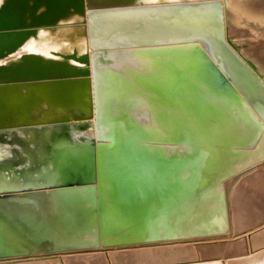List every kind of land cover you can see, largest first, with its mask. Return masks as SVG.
I'll use <instances>...</instances> for the list:
<instances>
[{"label": "water", "instance_id": "obj_1", "mask_svg": "<svg viewBox=\"0 0 264 264\" xmlns=\"http://www.w3.org/2000/svg\"><path fill=\"white\" fill-rule=\"evenodd\" d=\"M261 161L222 0H0V259L226 233Z\"/></svg>", "mask_w": 264, "mask_h": 264}, {"label": "bare ground", "instance_id": "obj_2", "mask_svg": "<svg viewBox=\"0 0 264 264\" xmlns=\"http://www.w3.org/2000/svg\"><path fill=\"white\" fill-rule=\"evenodd\" d=\"M222 3L228 40L264 78V42L247 38L256 35V29L249 28L252 22L264 24V0ZM58 41L42 35L25 44L23 51L48 53L62 48ZM259 184L264 185V161L225 180L229 228L223 234L0 259V264H264V200L256 190Z\"/></svg>", "mask_w": 264, "mask_h": 264}, {"label": "rangeland", "instance_id": "obj_3", "mask_svg": "<svg viewBox=\"0 0 264 264\" xmlns=\"http://www.w3.org/2000/svg\"><path fill=\"white\" fill-rule=\"evenodd\" d=\"M251 26L252 27H249L250 29H252V31L253 30H255V31H253L254 32V34H256L255 36H252L251 38L250 37H247V38H249L251 41L253 40V42H256V43H258L259 41H262V42H264V24H256V23H254V22H252L251 23ZM249 28H247V29H249ZM257 33H258V35H257ZM262 36V37H261ZM254 37V38H253ZM260 37V38H259ZM257 39H259V41L257 40ZM261 39V40H260ZM258 41V42H257ZM244 44V48H246L247 47V43L246 42H244L243 43ZM246 44V45H245ZM243 49V48H242ZM263 184H261V186H260V184L258 185V187H256V190L259 192V194H260V197L262 196V198H263V200H264V194H261V193H264V188H263ZM262 187V188H261ZM262 189V191H260ZM256 199V198H255ZM259 208V207H258Z\"/></svg>", "mask_w": 264, "mask_h": 264}]
</instances>
